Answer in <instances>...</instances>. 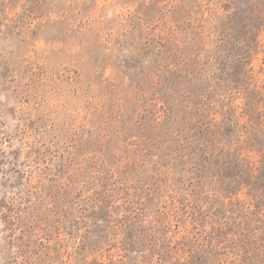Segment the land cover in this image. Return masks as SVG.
Returning a JSON list of instances; mask_svg holds the SVG:
<instances>
[{
  "label": "rangeland",
  "instance_id": "obj_1",
  "mask_svg": "<svg viewBox=\"0 0 264 264\" xmlns=\"http://www.w3.org/2000/svg\"><path fill=\"white\" fill-rule=\"evenodd\" d=\"M0 264H264V0H0Z\"/></svg>",
  "mask_w": 264,
  "mask_h": 264
},
{
  "label": "trees",
  "instance_id": "obj_2",
  "mask_svg": "<svg viewBox=\"0 0 264 264\" xmlns=\"http://www.w3.org/2000/svg\"><path fill=\"white\" fill-rule=\"evenodd\" d=\"M251 151V150H250ZM252 152V151H251Z\"/></svg>",
  "mask_w": 264,
  "mask_h": 264
}]
</instances>
